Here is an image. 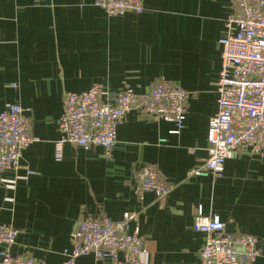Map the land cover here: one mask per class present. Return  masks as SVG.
<instances>
[{"label":"crops","instance_id":"0c3cea01","mask_svg":"<svg viewBox=\"0 0 264 264\" xmlns=\"http://www.w3.org/2000/svg\"><path fill=\"white\" fill-rule=\"evenodd\" d=\"M143 6L139 15L108 17L94 0H0V112L19 105L36 139L17 171L1 175L0 223L18 230L11 252L61 264L80 218L116 221L138 210L140 264H199L197 216H216L226 232L257 237L262 252L253 264H264V157L239 154L224 162L220 177H188L207 157L231 0ZM160 80L190 93L178 134H171L173 123L131 110L117 126L110 158L101 147L71 145L57 155L64 93L92 86L112 96L125 87L146 93ZM145 165L173 186L162 203L151 192L135 193L133 174ZM75 264L109 263L86 256Z\"/></svg>","mask_w":264,"mask_h":264},{"label":"built area","instance_id":"2783aa9c","mask_svg":"<svg viewBox=\"0 0 264 264\" xmlns=\"http://www.w3.org/2000/svg\"><path fill=\"white\" fill-rule=\"evenodd\" d=\"M231 3L232 12L225 20L219 41L217 111L208 121L207 157L189 171L188 177H220L224 162L239 154L264 157V0ZM94 6L108 17L139 15L144 11L143 0H94ZM189 98L188 91L165 80L146 93L125 87L112 96L102 94L97 86L79 93L66 92L57 121L56 153L59 156L64 145L85 151L101 147L104 157L110 158L117 126L131 110L173 123L171 134H178L184 127ZM35 141L31 121L23 109L6 105L0 112V181L5 171H17L23 151ZM133 178L135 193L151 192L158 203L173 189L150 165L137 169ZM139 214L138 210L127 211L116 221L106 217L80 218L71 235V248L63 251L61 264H75L86 256L109 264H140L145 250L138 232ZM192 230L204 235L199 264H253L261 255L257 237L226 232L216 216L195 217ZM17 236V229L0 223V264H44L11 252Z\"/></svg>","mask_w":264,"mask_h":264}]
</instances>
